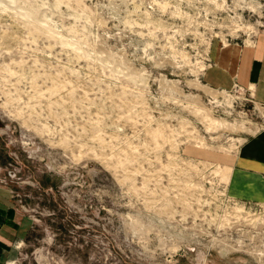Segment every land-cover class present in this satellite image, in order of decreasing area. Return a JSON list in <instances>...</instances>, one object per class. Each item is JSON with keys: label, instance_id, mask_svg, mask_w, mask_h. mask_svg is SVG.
<instances>
[{"label": "rangeland", "instance_id": "1", "mask_svg": "<svg viewBox=\"0 0 264 264\" xmlns=\"http://www.w3.org/2000/svg\"><path fill=\"white\" fill-rule=\"evenodd\" d=\"M259 35L264 0H0V264H264V107L207 80Z\"/></svg>", "mask_w": 264, "mask_h": 264}, {"label": "crops", "instance_id": "2", "mask_svg": "<svg viewBox=\"0 0 264 264\" xmlns=\"http://www.w3.org/2000/svg\"><path fill=\"white\" fill-rule=\"evenodd\" d=\"M212 58L215 66L207 73L209 82L226 89L236 82L247 86L252 89L256 102L264 107L263 35L258 36L255 44L216 46ZM229 187L234 198L240 201L264 203V127L242 144L230 172ZM4 209L0 206V247L8 239Z\"/></svg>", "mask_w": 264, "mask_h": 264}]
</instances>
